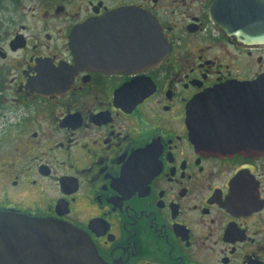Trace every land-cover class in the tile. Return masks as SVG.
I'll return each instance as SVG.
<instances>
[{
  "label": "flooded vegetation",
  "instance_id": "af4514ba",
  "mask_svg": "<svg viewBox=\"0 0 264 264\" xmlns=\"http://www.w3.org/2000/svg\"><path fill=\"white\" fill-rule=\"evenodd\" d=\"M214 1L0 0V212L78 228L104 264H264V152L213 150L221 125L190 114L264 76V41L224 33ZM135 13L167 42L155 64Z\"/></svg>",
  "mask_w": 264,
  "mask_h": 264
},
{
  "label": "water",
  "instance_id": "95a60500",
  "mask_svg": "<svg viewBox=\"0 0 264 264\" xmlns=\"http://www.w3.org/2000/svg\"><path fill=\"white\" fill-rule=\"evenodd\" d=\"M225 4L226 0H215L211 7V18L224 33L237 35L245 43L264 41V28H260L264 14L257 7L250 10L240 4L228 16ZM229 19L233 23L240 20L242 29L235 28L238 24L229 26ZM131 23L129 35L135 37L132 43L137 45L138 58L148 65L160 61L166 54L167 42L154 18L135 13ZM146 45L149 47L148 54L143 48ZM137 54L136 50L132 53L133 57ZM190 114L195 121L194 127L206 126L210 122L218 127L221 125L217 131H221L222 144L220 148L212 147L213 150L244 155L263 154L264 76L247 83H228L207 90L193 101ZM0 264L104 262L97 256L90 239L78 228L55 220L0 212Z\"/></svg>",
  "mask_w": 264,
  "mask_h": 264
}]
</instances>
